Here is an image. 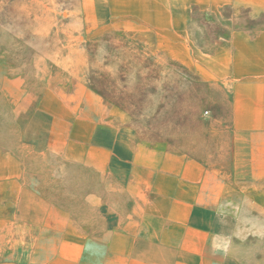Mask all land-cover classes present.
Instances as JSON below:
<instances>
[{"label":"crops","instance_id":"crops-1","mask_svg":"<svg viewBox=\"0 0 264 264\" xmlns=\"http://www.w3.org/2000/svg\"><path fill=\"white\" fill-rule=\"evenodd\" d=\"M83 1L190 71L208 123L152 143L112 94L40 96L0 62V264H264V0Z\"/></svg>","mask_w":264,"mask_h":264},{"label":"rangeland","instance_id":"rangeland-1","mask_svg":"<svg viewBox=\"0 0 264 264\" xmlns=\"http://www.w3.org/2000/svg\"><path fill=\"white\" fill-rule=\"evenodd\" d=\"M89 2L0 0V62L40 96L81 78L127 103L144 140L190 146L210 116L205 87L190 71L149 59L140 43L96 34L85 22Z\"/></svg>","mask_w":264,"mask_h":264}]
</instances>
